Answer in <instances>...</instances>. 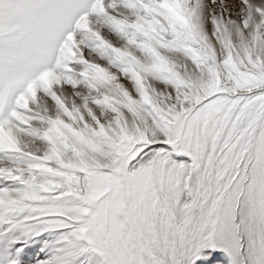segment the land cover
<instances>
[{"label":"snow or ice","instance_id":"6c2138e0","mask_svg":"<svg viewBox=\"0 0 264 264\" xmlns=\"http://www.w3.org/2000/svg\"><path fill=\"white\" fill-rule=\"evenodd\" d=\"M0 264H264V0H0Z\"/></svg>","mask_w":264,"mask_h":264}]
</instances>
